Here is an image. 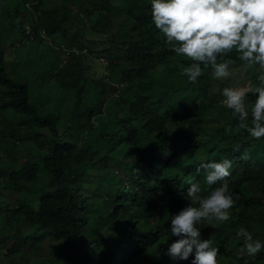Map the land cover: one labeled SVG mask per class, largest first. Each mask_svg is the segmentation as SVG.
Returning a JSON list of instances; mask_svg holds the SVG:
<instances>
[{
    "label": "trees",
    "instance_id": "1",
    "mask_svg": "<svg viewBox=\"0 0 264 264\" xmlns=\"http://www.w3.org/2000/svg\"><path fill=\"white\" fill-rule=\"evenodd\" d=\"M235 1L200 25L180 0H0V264H264V17Z\"/></svg>",
    "mask_w": 264,
    "mask_h": 264
},
{
    "label": "rangeland",
    "instance_id": "2",
    "mask_svg": "<svg viewBox=\"0 0 264 264\" xmlns=\"http://www.w3.org/2000/svg\"><path fill=\"white\" fill-rule=\"evenodd\" d=\"M177 1V0H175ZM182 2V5L180 7V13L181 15H183L184 17H186L187 15H189V17L193 18L195 22H199V19L201 18V16L199 17L198 21L195 20V14L198 13L199 15L201 14L202 16H206V17H211L210 20L204 21L202 19H200L199 23L200 25L209 23L212 21H215L217 19V17H220L223 14L222 12V8H219V12H214L212 15L209 14V12H205L203 11V7L205 8H210L211 6H213V4L216 2L218 6H221V0H199L195 5L192 2H195L196 0H180ZM237 4V3H235ZM201 7V8H200ZM222 7V6H221ZM253 10L255 12H257L258 16L261 15L264 17V0H259V3L257 6L253 7ZM232 11H235V9H233ZM77 10H73L72 14L74 17V21L75 22H79L81 21V17L78 16L77 14ZM183 17V18H184ZM206 17H204L205 19H207ZM220 20L229 22V24L232 26L234 23L231 21L233 20V18H231V15L229 16H224L223 18H220ZM4 20L2 18H0V23L3 22ZM260 23L259 19L257 17H245V32H244V36L246 37V40H248V36L253 33V32H258V34H261V30H260V26L258 25ZM198 24V23H197ZM214 24V23H213ZM228 24V23H226ZM228 25V26H230ZM225 27V28H220L217 27V35H223L226 36V39H230V40H234L235 38H238V36H234L233 31L230 30V28ZM69 27L70 30L67 31V34L71 33V31H73L76 27V25L74 23H69ZM116 27H109V29L112 31V29L114 30ZM177 29L182 30V27H179ZM24 33L27 34L28 31H30L29 26H25L23 28ZM17 31V30H16ZM215 30H212V32L216 33ZM11 38L14 39V41L12 42H7L6 46L7 48L4 49L5 51V60H7V64L8 61H18L21 60L22 58V53L21 55L18 54H14V50L13 48L16 50V52H18L17 50H22L25 51L26 49L28 50V48L30 47V52L31 53H35L34 56H32L30 58V60L27 62L26 66H25V72L32 77V75H34V73H36V67L35 64L40 60V57L38 55L37 48H36V43L33 42L32 38H29V40H25V39H21L22 42H19V39L15 40V33L11 35ZM42 39L45 40V37L42 36ZM25 40V41H24ZM245 40V41H246ZM200 41L202 42V39H200ZM37 42V41H35ZM49 44L53 45L56 48H63L62 45V39H53V40H48L47 41ZM40 45H42V47H44V44L40 43ZM62 56H64L63 53H61ZM82 59L85 61V63L88 65L89 69L87 70L88 74H92L94 76H97L98 78L104 79V81H109L110 79V75L111 73L108 70L109 64L105 58L104 55L100 54H96V55H92L87 51H84L83 54L81 55ZM236 70V68L233 69H229L224 71L221 74H216V77L218 78V80L221 83H229L232 80V73H234ZM249 82H247L246 87L243 88H239L235 91V95L237 96H243L246 91H248L250 89V86H248ZM65 126V125H63ZM62 130H64V128H61ZM107 191V190H106ZM19 222L20 225H22V227H24V229L26 231L32 232L35 229V226H33V218L32 216H25L24 219L21 220H17ZM46 238V237H45ZM52 251V250H51ZM2 252V250H0V253ZM254 251L250 250L248 252V255H252ZM247 253V252H246Z\"/></svg>",
    "mask_w": 264,
    "mask_h": 264
},
{
    "label": "clouds",
    "instance_id": "3",
    "mask_svg": "<svg viewBox=\"0 0 264 264\" xmlns=\"http://www.w3.org/2000/svg\"><path fill=\"white\" fill-rule=\"evenodd\" d=\"M234 3H237V2L234 0ZM25 26H27V25H24V27H25ZM28 26H29V25H28ZM29 28H30V31H28L27 34H29V33L32 32V28H31V27H29ZM42 36L45 37V40L42 39ZM40 37H41L42 41H44V42H46L48 45L54 47L53 45H51V44H49V43L47 42L48 40H52V39L46 37V35H45L44 32L40 33ZM30 38H32V36H30ZM28 40H29V38H28ZM32 40H33V42L35 43V40H34V39H32ZM42 44H43V42H42ZM55 48H56V47H55ZM64 50H65V48H64ZM17 51L19 52L20 50H17ZM84 51H87V50L84 49ZM18 52H17V54H18ZM25 52H28V53H29V56H32V55L34 56V55H35V53H31V52H30V47H29L28 50L26 49ZM65 52H66V50H65ZM87 52H88V51H87ZM66 53H67V52H66Z\"/></svg>",
    "mask_w": 264,
    "mask_h": 264
}]
</instances>
